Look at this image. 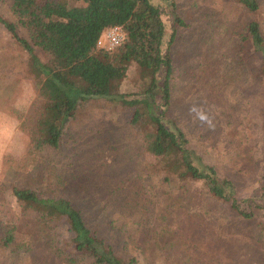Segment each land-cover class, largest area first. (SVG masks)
Returning a JSON list of instances; mask_svg holds the SVG:
<instances>
[{"label": "rangeland", "instance_id": "374dc122", "mask_svg": "<svg viewBox=\"0 0 264 264\" xmlns=\"http://www.w3.org/2000/svg\"><path fill=\"white\" fill-rule=\"evenodd\" d=\"M154 1L165 14L164 53L171 44L169 104L162 105L166 69L153 81L131 62L115 94L83 102L60 148L42 152L33 148L27 123L42 77L29 71L28 52L0 24V235L16 226L17 242L35 241L34 214L22 213L11 192L16 185L73 199L123 257H137L135 264H264V243L256 238L264 217H242L201 181L167 183L161 157L145 149L132 122L134 107L120 101L147 99L166 111L163 122L184 133L195 157L233 181L243 208L253 199L264 204V81L247 30L257 20L264 32V0L254 13L238 0ZM11 3L0 0V13L29 38ZM56 176L58 191H51ZM0 263L68 264L37 239L30 251L0 247Z\"/></svg>", "mask_w": 264, "mask_h": 264}, {"label": "trees", "instance_id": "16d2710c", "mask_svg": "<svg viewBox=\"0 0 264 264\" xmlns=\"http://www.w3.org/2000/svg\"><path fill=\"white\" fill-rule=\"evenodd\" d=\"M238 1L251 13L260 8L259 0ZM10 9L28 30L29 38L21 36L17 24L1 13L0 24L28 52L29 71L42 77L37 83L39 98L29 111L32 116L27 122L35 151L60 148L64 129L76 118L80 105L91 98L114 95L131 62H136L143 73H149L153 81L166 69L162 105L169 104L173 74L171 44L164 53L165 14L154 0H12ZM116 25L124 28L125 41L113 50L98 49V40L105 29ZM247 30L255 50L261 54L257 74L264 81V32L257 20L249 21ZM173 40L172 36L171 43ZM120 101L134 107L132 122L143 131L145 149L161 157L165 170L163 179L167 183L201 181L242 217H264V204L253 199L249 209L243 208L233 181L222 176L214 165L193 155L184 133L170 129L163 122L162 114L166 111L158 113L147 99L122 98ZM59 180L61 178L56 176L55 182L50 183L51 191H58ZM261 190L264 198V172ZM11 192L22 213L34 214L31 233L35 241L32 244L17 242L16 226H12L0 235V247L11 252L30 251L37 239L48 242L68 264L137 262L136 256L123 257L116 243L98 234L97 222L88 218L73 199L61 195L43 196L42 191L25 186L15 185ZM260 221L258 226L263 232L256 238L264 243V219Z\"/></svg>", "mask_w": 264, "mask_h": 264}, {"label": "built area", "instance_id": "2783aa9c", "mask_svg": "<svg viewBox=\"0 0 264 264\" xmlns=\"http://www.w3.org/2000/svg\"><path fill=\"white\" fill-rule=\"evenodd\" d=\"M126 39V32L120 25L111 26L103 32L98 40V49L113 50L120 46Z\"/></svg>", "mask_w": 264, "mask_h": 264}]
</instances>
